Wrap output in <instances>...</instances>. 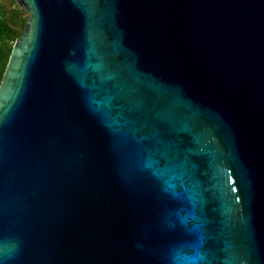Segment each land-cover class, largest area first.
<instances>
[{
  "label": "water",
  "instance_id": "water-1",
  "mask_svg": "<svg viewBox=\"0 0 264 264\" xmlns=\"http://www.w3.org/2000/svg\"><path fill=\"white\" fill-rule=\"evenodd\" d=\"M16 1L0 264H264V0Z\"/></svg>",
  "mask_w": 264,
  "mask_h": 264
},
{
  "label": "trees",
  "instance_id": "trees-1",
  "mask_svg": "<svg viewBox=\"0 0 264 264\" xmlns=\"http://www.w3.org/2000/svg\"><path fill=\"white\" fill-rule=\"evenodd\" d=\"M28 17L16 0H0V83L13 44L24 31Z\"/></svg>",
  "mask_w": 264,
  "mask_h": 264
},
{
  "label": "snow or ice",
  "instance_id": "snow-or-ice-1",
  "mask_svg": "<svg viewBox=\"0 0 264 264\" xmlns=\"http://www.w3.org/2000/svg\"><path fill=\"white\" fill-rule=\"evenodd\" d=\"M146 166H148V167H152L153 166V164H152V162L151 161H149L148 163H147V165ZM169 169H167V168H165V169H163V170H161V169H157V175H164V176H168V174H169ZM176 179H181V177H179V176H176V175H173V176H171V178L170 179H168V180H166V183H167V186H168V188L169 189H175V187H176V185L172 182L173 180H176Z\"/></svg>",
  "mask_w": 264,
  "mask_h": 264
}]
</instances>
